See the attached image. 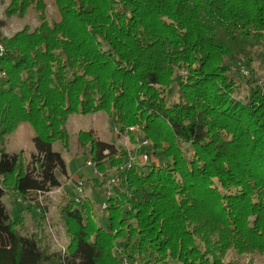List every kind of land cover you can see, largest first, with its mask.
Returning <instances> with one entry per match:
<instances>
[{
	"label": "trees",
	"instance_id": "16d2710c",
	"mask_svg": "<svg viewBox=\"0 0 264 264\" xmlns=\"http://www.w3.org/2000/svg\"><path fill=\"white\" fill-rule=\"evenodd\" d=\"M30 9L34 29L0 33V264H253L237 257L264 255V80L250 66L253 55L264 64V0H10L4 13ZM239 62L245 99L235 96ZM97 112L131 139L138 127L161 161L119 170L129 153L80 130L101 183L115 173L108 225L89 198L69 200L68 244L51 251L20 234L2 198L59 187L67 170L54 142L67 149L70 115ZM21 123L33 131L28 163L6 151Z\"/></svg>",
	"mask_w": 264,
	"mask_h": 264
},
{
	"label": "rangeland",
	"instance_id": "374dc122",
	"mask_svg": "<svg viewBox=\"0 0 264 264\" xmlns=\"http://www.w3.org/2000/svg\"><path fill=\"white\" fill-rule=\"evenodd\" d=\"M10 0H0V21L2 27L0 33L2 36H10L24 26L34 29L39 24V19L34 10L30 9L23 18L15 16L7 17L4 13ZM46 15L49 20H57L58 13L54 5L46 1ZM253 67L255 77L264 80V64L253 55L250 63ZM232 77L237 83L235 96L245 99L248 93L249 84L247 78L249 72L247 66L243 62H239L234 66ZM177 88L170 87L167 90L168 101H174L177 98ZM67 129L70 135L69 147L64 149L58 141L54 142L53 149L61 153L67 174L62 176L61 185L52 188L46 193L31 192L27 199L22 201L13 191L7 190L2 200L9 210L12 220L17 221V229L22 235H36L39 243L47 245L51 251H63L68 244V236L66 233V224L61 209L69 202L79 196L87 197L94 203V213L100 226L106 228L108 225L106 211L104 210L107 202L106 195L112 192V186L116 184L110 181L115 179V173L109 169L105 176L98 172H94L93 166L88 162H93L89 154V147H82L77 139L80 130L91 131L99 140L113 143L119 150H124L133 157V161L139 163V143L142 134L139 128L133 134V139L126 132H120L119 126L103 112L82 115L72 114L67 121ZM119 131V132H118ZM33 131L27 123H21L6 137L7 152H22L23 160L28 163L31 159V153L34 151L32 144ZM187 147V146H185ZM142 150H140L141 152ZM151 158L145 163H159L161 158L158 154H153L150 149ZM190 155V154H188ZM83 183V193L77 192V184ZM105 205V206H104ZM45 212L42 213L41 210ZM119 244V243H118ZM235 256V255H234ZM229 255L227 257L230 258ZM236 257V256H235ZM243 263L252 260L253 264H264V255L241 256L237 257ZM177 264L176 262H171Z\"/></svg>",
	"mask_w": 264,
	"mask_h": 264
},
{
	"label": "built area",
	"instance_id": "2783aa9c",
	"mask_svg": "<svg viewBox=\"0 0 264 264\" xmlns=\"http://www.w3.org/2000/svg\"><path fill=\"white\" fill-rule=\"evenodd\" d=\"M3 51H4L3 45L0 43V55H2ZM136 128H137L136 126L130 127L129 130L134 133L136 131ZM139 149L142 150L141 152H139L140 163H145L146 161H148L151 158L150 142L147 139L141 137L140 143H139ZM132 162H133V157L128 156V160L126 161V163L124 165L119 167V170H123L125 167H129L132 164ZM88 164L93 166L94 172H97V168H96V165H95L94 162H90L89 161ZM110 181L114 182L115 179L113 178ZM82 186H83V183L81 181H79L78 184H77V192L79 194L84 192ZM82 197L83 196H79V197H77V198H75L73 200L74 201H80ZM123 264H129V263L125 260V261H123Z\"/></svg>",
	"mask_w": 264,
	"mask_h": 264
}]
</instances>
